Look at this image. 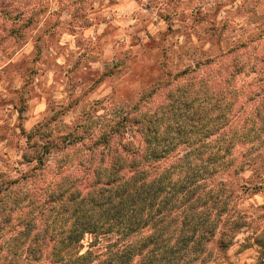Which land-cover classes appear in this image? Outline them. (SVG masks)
Segmentation results:
<instances>
[{
  "label": "trees",
  "instance_id": "trees-1",
  "mask_svg": "<svg viewBox=\"0 0 264 264\" xmlns=\"http://www.w3.org/2000/svg\"><path fill=\"white\" fill-rule=\"evenodd\" d=\"M51 1L0 0V52ZM57 1L91 25L93 0ZM169 74L131 104L97 100L73 123L61 108L23 131L28 169L0 171V264H207L235 243L250 225L243 159L264 145V31Z\"/></svg>",
  "mask_w": 264,
  "mask_h": 264
},
{
  "label": "rangeland",
  "instance_id": "rangeland-1",
  "mask_svg": "<svg viewBox=\"0 0 264 264\" xmlns=\"http://www.w3.org/2000/svg\"><path fill=\"white\" fill-rule=\"evenodd\" d=\"M58 2L15 50L0 52V171L28 169L18 163L23 131L59 109L73 123L97 100L131 104L164 87L169 73L264 31V0H93L91 25L75 23L70 7L55 14ZM243 160L240 208L250 225L207 264H264V145ZM93 239L85 237L83 251Z\"/></svg>",
  "mask_w": 264,
  "mask_h": 264
}]
</instances>
